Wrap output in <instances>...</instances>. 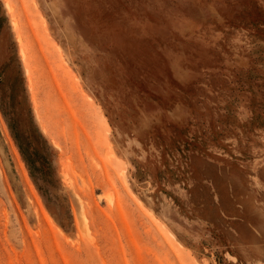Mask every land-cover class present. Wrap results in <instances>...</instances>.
<instances>
[{
    "label": "rangeland",
    "instance_id": "374dc122",
    "mask_svg": "<svg viewBox=\"0 0 264 264\" xmlns=\"http://www.w3.org/2000/svg\"><path fill=\"white\" fill-rule=\"evenodd\" d=\"M231 175L264 229V0H0V264H264Z\"/></svg>",
    "mask_w": 264,
    "mask_h": 264
},
{
    "label": "crops",
    "instance_id": "0c3cea01",
    "mask_svg": "<svg viewBox=\"0 0 264 264\" xmlns=\"http://www.w3.org/2000/svg\"><path fill=\"white\" fill-rule=\"evenodd\" d=\"M211 184L212 189L214 190L215 197L217 198V203L219 207L224 212V209H227L229 202L227 200V194L231 195L233 201L239 204V210L244 215L243 223L245 224V230H249L251 234L255 237H260L261 241H264V229L260 225V221L263 217L262 215V205L257 202V198L254 195H249L244 197L239 193L242 189H245L244 183L240 177L231 175L230 178H215ZM252 192V191H251ZM259 219V220H258ZM258 220V221H257ZM237 231L236 240L238 242H245L241 233ZM249 255V253H248ZM252 256V254L250 255Z\"/></svg>",
    "mask_w": 264,
    "mask_h": 264
},
{
    "label": "bare ground",
    "instance_id": "6f19581e",
    "mask_svg": "<svg viewBox=\"0 0 264 264\" xmlns=\"http://www.w3.org/2000/svg\"><path fill=\"white\" fill-rule=\"evenodd\" d=\"M5 2H6V1H5ZM4 5H5V7H6V8L8 7V5H7V4H4ZM5 7H4V8H5ZM8 8H9V7H8Z\"/></svg>",
    "mask_w": 264,
    "mask_h": 264
}]
</instances>
